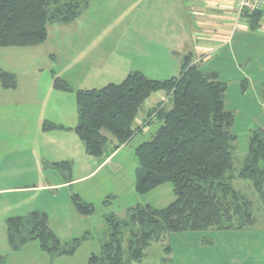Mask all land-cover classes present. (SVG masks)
I'll use <instances>...</instances> for the list:
<instances>
[{
    "label": "rangeland",
    "instance_id": "obj_1",
    "mask_svg": "<svg viewBox=\"0 0 264 264\" xmlns=\"http://www.w3.org/2000/svg\"><path fill=\"white\" fill-rule=\"evenodd\" d=\"M136 1L126 4L127 0H91L88 10L74 21L50 24L43 43L0 47V67L17 78L15 88L0 86V264H85L91 254L100 252L101 242L108 237V214L123 218L127 209L136 204L165 207L175 200L173 186L169 183L147 194L135 189L136 147L150 139L159 126L154 119L146 128L142 120L166 99L165 91L146 99L137 117L141 122L135 126L140 133L109 166L80 183L70 182L56 189H28L73 178L72 170L53 169L46 160L41 163V170L27 138L29 128L36 124L42 112L51 76L66 77L78 90L120 83L135 70L160 80L180 74L184 59L162 57L160 64L151 65L147 51L142 57L137 55L142 39L137 36L136 27L124 28L129 24L127 14L133 12L137 17L138 7L143 4V0L139 4ZM120 19L122 23H118ZM263 28L264 20L258 30ZM244 49L252 55L249 62L233 60V56L226 53L225 57L216 55L200 64L204 71H217L227 84L226 105L235 115L233 131L238 135V140L232 143L236 173L244 164L251 132L256 128L264 130V33L247 40ZM111 138L106 152L111 149ZM95 158L100 161L103 157ZM83 167L80 164L79 168ZM234 187L253 201L257 218L254 226L244 232L170 233L152 242L145 251V258L133 264H247L249 256L255 258L256 264H264V200L249 179H236ZM75 194L94 206L93 213L85 215L76 210L72 202ZM35 210L48 214L49 225L63 244L86 234L88 238L69 256L49 254L37 241L29 242L19 251L12 250L7 238V218ZM234 234L244 235L236 237Z\"/></svg>",
    "mask_w": 264,
    "mask_h": 264
},
{
    "label": "trees",
    "instance_id": "obj_2",
    "mask_svg": "<svg viewBox=\"0 0 264 264\" xmlns=\"http://www.w3.org/2000/svg\"><path fill=\"white\" fill-rule=\"evenodd\" d=\"M90 1L0 0V47L43 43L50 24L74 21L88 10ZM243 19L257 31L264 20V8L245 12ZM219 76L217 71H204L187 55L180 74L169 79H152L135 71L120 83L76 90L79 121L75 131L91 156L103 155L111 137L113 152L131 142L140 133L135 123L146 99L159 91L167 93L143 122L147 128L157 119L159 126L150 139L136 147L135 189L147 194L169 183L176 196L165 207L136 204L123 218L108 214V237L101 242L100 252L91 254L85 264H133L145 258L152 242L170 233L243 231L256 224L253 201L234 187V181L249 179L264 200V130L251 132L244 164L236 173L232 145L238 140L233 131L235 115L227 108V84ZM0 86L15 88L16 75L0 67ZM54 87L74 90L60 77L54 78ZM58 128L63 127L43 123L44 130ZM55 167L71 170L68 162ZM72 202L81 214L94 211L79 195H73ZM6 226L14 251L37 241L49 254L69 256L88 238L86 234L63 244L51 229L48 214L41 210L11 216Z\"/></svg>",
    "mask_w": 264,
    "mask_h": 264
},
{
    "label": "crops",
    "instance_id": "obj_3",
    "mask_svg": "<svg viewBox=\"0 0 264 264\" xmlns=\"http://www.w3.org/2000/svg\"><path fill=\"white\" fill-rule=\"evenodd\" d=\"M130 1L133 2L127 0L126 4ZM140 1L137 0V4ZM127 15L130 16V19H127L129 24L124 28L130 27L131 30L136 27L137 36L143 43L137 55L142 57L143 53L148 52L151 65L160 64L162 57L184 59L187 55L192 56L193 63L200 65L216 55L225 57L226 53L233 56V60L244 59L246 62L252 59V55L245 51V43L247 40L258 38V33H264V28L252 31L247 22L238 21L237 0H143L142 6L138 7L137 17H134L133 12ZM123 20L126 22V19ZM119 22L122 23V20L120 19ZM54 77L68 81L64 76L50 77L52 89L51 87L48 89V94L42 102V112L38 115L36 124L29 128L27 138L32 147V156L38 158V166L41 170L43 160L48 161L49 167L53 169H58L55 167L56 163L68 162L73 178L69 175L71 181L64 180L44 186H32L28 189L37 187L56 189L70 182L80 183L81 180L92 178L99 169L109 166L128 145L127 143L114 152L111 149L105 151L100 161L96 160L95 156L89 155L84 141L75 131L79 121L75 92L77 87L68 81L74 89L71 92L75 94H65L71 92L56 89L52 83ZM45 121L53 122L63 128L44 130ZM144 121L145 119L142 120ZM140 122L136 119L135 126ZM80 164L84 165L81 169ZM76 170L82 172L77 174ZM233 231L235 230L228 232ZM234 235L241 237L244 234ZM258 237L261 236L256 238ZM223 240L228 239L223 238ZM247 261L250 262L247 264L257 262L252 256H249Z\"/></svg>",
    "mask_w": 264,
    "mask_h": 264
},
{
    "label": "built area",
    "instance_id": "obj_4",
    "mask_svg": "<svg viewBox=\"0 0 264 264\" xmlns=\"http://www.w3.org/2000/svg\"><path fill=\"white\" fill-rule=\"evenodd\" d=\"M264 8V0H237L238 21L247 22L243 19L245 12H254Z\"/></svg>",
    "mask_w": 264,
    "mask_h": 264
}]
</instances>
